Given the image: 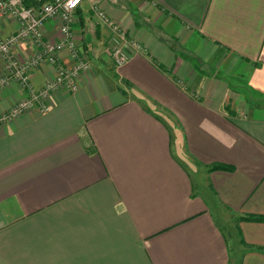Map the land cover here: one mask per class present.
I'll return each instance as SVG.
<instances>
[{
	"label": "crops",
	"instance_id": "obj_1",
	"mask_svg": "<svg viewBox=\"0 0 264 264\" xmlns=\"http://www.w3.org/2000/svg\"><path fill=\"white\" fill-rule=\"evenodd\" d=\"M95 4L143 47L123 66ZM76 17L78 91L0 124V264H264V221L246 219L264 216V0H84ZM27 95L2 88L0 113Z\"/></svg>",
	"mask_w": 264,
	"mask_h": 264
},
{
	"label": "built area",
	"instance_id": "obj_2",
	"mask_svg": "<svg viewBox=\"0 0 264 264\" xmlns=\"http://www.w3.org/2000/svg\"><path fill=\"white\" fill-rule=\"evenodd\" d=\"M84 0H47L28 6L25 0H0V22L12 18L18 21V30L9 37L0 33V60L3 73L0 75V90L13 82L18 83L28 95L10 109L0 113V124L8 123L20 115L38 109L48 112L53 95L67 89H79V77L91 69L92 64L74 35L77 10ZM94 16L109 30L111 55L116 66L126 64L132 56L130 50L142 51L140 42L129 36L126 29L111 19L98 5L91 7ZM49 19L58 20L61 39L50 41L45 38L44 28ZM30 40L36 46L34 55L20 58L14 47ZM68 50L72 63L65 64L61 53ZM47 62L55 67V75L42 88L37 89L31 80V72Z\"/></svg>",
	"mask_w": 264,
	"mask_h": 264
},
{
	"label": "trees",
	"instance_id": "obj_3",
	"mask_svg": "<svg viewBox=\"0 0 264 264\" xmlns=\"http://www.w3.org/2000/svg\"><path fill=\"white\" fill-rule=\"evenodd\" d=\"M26 5H38V0H25ZM210 169H232L231 166L225 165V164H213ZM247 220H253V221H264V216H253L250 215L246 217Z\"/></svg>",
	"mask_w": 264,
	"mask_h": 264
},
{
	"label": "rangeland",
	"instance_id": "obj_4",
	"mask_svg": "<svg viewBox=\"0 0 264 264\" xmlns=\"http://www.w3.org/2000/svg\"><path fill=\"white\" fill-rule=\"evenodd\" d=\"M220 213V212H219ZM217 218H218V220H219V222L220 223H223L224 225H225V223L226 222H228L229 221V219L228 218H226V217H224V213H220V214H218V216H216ZM228 219V220H227Z\"/></svg>",
	"mask_w": 264,
	"mask_h": 264
}]
</instances>
